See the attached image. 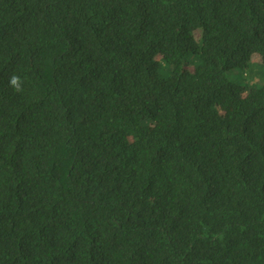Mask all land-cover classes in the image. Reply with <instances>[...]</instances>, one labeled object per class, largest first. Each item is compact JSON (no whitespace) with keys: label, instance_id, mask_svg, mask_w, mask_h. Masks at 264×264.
<instances>
[{"label":"trees","instance_id":"16d2710c","mask_svg":"<svg viewBox=\"0 0 264 264\" xmlns=\"http://www.w3.org/2000/svg\"><path fill=\"white\" fill-rule=\"evenodd\" d=\"M260 66L264 0H0V264H264Z\"/></svg>","mask_w":264,"mask_h":264},{"label":"rangeland","instance_id":"374dc122","mask_svg":"<svg viewBox=\"0 0 264 264\" xmlns=\"http://www.w3.org/2000/svg\"><path fill=\"white\" fill-rule=\"evenodd\" d=\"M255 62L256 63L260 62V58L258 56L255 57V59L253 60V64H255ZM251 67L255 68V66H251ZM259 70L263 71V73H264V69L261 66L255 69L256 72ZM229 75H230V78L235 83L245 85V86H251V85L261 86L264 83V75H263V77L261 75L259 77H257L258 74L251 75L250 76L251 79L247 80L245 78V71H243V70H238V69L232 70Z\"/></svg>","mask_w":264,"mask_h":264},{"label":"clouds","instance_id":"9594fccd","mask_svg":"<svg viewBox=\"0 0 264 264\" xmlns=\"http://www.w3.org/2000/svg\"><path fill=\"white\" fill-rule=\"evenodd\" d=\"M10 83L17 91L20 90V77L15 76V75L12 76L10 78Z\"/></svg>","mask_w":264,"mask_h":264}]
</instances>
